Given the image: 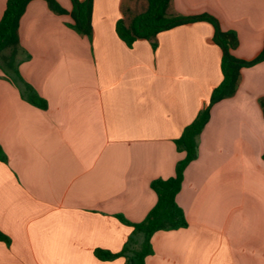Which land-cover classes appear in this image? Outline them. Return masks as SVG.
<instances>
[{
    "label": "crops",
    "instance_id": "obj_1",
    "mask_svg": "<svg viewBox=\"0 0 264 264\" xmlns=\"http://www.w3.org/2000/svg\"><path fill=\"white\" fill-rule=\"evenodd\" d=\"M67 11L71 0H57ZM8 0H0V21ZM148 0H94L93 39L46 0L19 23L23 79L47 102L30 104L0 69V264H127L121 252L157 202L151 184L176 173L175 140L221 84L223 50L205 21L129 47ZM171 15L215 16L234 31L233 54L264 48V0H172ZM264 62L241 70L234 96L215 104L177 202L187 228L152 238L145 264H264Z\"/></svg>",
    "mask_w": 264,
    "mask_h": 264
},
{
    "label": "trees",
    "instance_id": "obj_2",
    "mask_svg": "<svg viewBox=\"0 0 264 264\" xmlns=\"http://www.w3.org/2000/svg\"><path fill=\"white\" fill-rule=\"evenodd\" d=\"M33 0H8L6 9L0 21V69L5 77L16 84L22 96L32 105L46 109L47 102L37 91L27 83L19 72L20 64L29 59L28 54H23L19 45V23L28 4ZM49 7L58 14H69L72 22L69 27L80 35L93 39V6L94 0H71L72 9L65 10L57 0H46ZM172 0H148V8L145 12L136 15L129 27L123 20L117 22L119 37L129 46L133 47L138 40H151L159 33L172 28L199 21H205L213 25L215 29L214 41L223 50L221 70L223 80L220 85L213 88L210 100L206 103L197 118L188 125L182 135L175 140L177 150L185 153V157L178 162L176 173L168 179H157L151 184L157 194L155 206L139 223L127 220L123 215H117L119 220L131 227L133 232L128 238L121 252L112 253L103 249H97L95 255L103 261L125 257L127 264H145L148 256L154 254L152 245L153 236L161 231H173L187 228L189 223L183 209L177 202V195L183 188L185 171L198 156V141L201 133L211 118V110L218 102L234 96L237 92L241 70L253 67L264 62V48L262 52L252 60H243L233 54L238 45V37L234 31H223L219 20L210 14L195 16L171 15L169 8ZM9 50V54H4ZM264 113V99L261 101ZM264 159V153H263ZM0 160L7 161L6 155L0 146ZM0 241L7 245L11 240L0 231Z\"/></svg>",
    "mask_w": 264,
    "mask_h": 264
},
{
    "label": "rangeland",
    "instance_id": "obj_3",
    "mask_svg": "<svg viewBox=\"0 0 264 264\" xmlns=\"http://www.w3.org/2000/svg\"><path fill=\"white\" fill-rule=\"evenodd\" d=\"M142 1H143V0H142ZM4 54H7V55H8V54H9V50L5 51V53H4Z\"/></svg>",
    "mask_w": 264,
    "mask_h": 264
}]
</instances>
